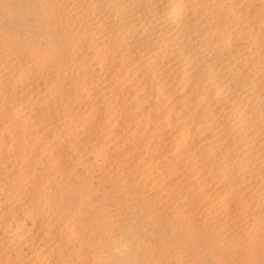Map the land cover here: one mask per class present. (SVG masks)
<instances>
[{"label": "bare ground", "instance_id": "1", "mask_svg": "<svg viewBox=\"0 0 264 264\" xmlns=\"http://www.w3.org/2000/svg\"><path fill=\"white\" fill-rule=\"evenodd\" d=\"M264 264V0H0V264Z\"/></svg>", "mask_w": 264, "mask_h": 264}, {"label": "rangeland", "instance_id": "2", "mask_svg": "<svg viewBox=\"0 0 264 264\" xmlns=\"http://www.w3.org/2000/svg\"><path fill=\"white\" fill-rule=\"evenodd\" d=\"M177 264V263H176Z\"/></svg>", "mask_w": 264, "mask_h": 264}]
</instances>
